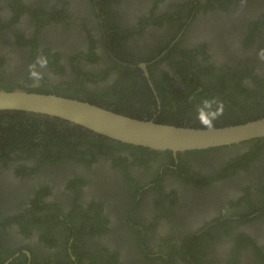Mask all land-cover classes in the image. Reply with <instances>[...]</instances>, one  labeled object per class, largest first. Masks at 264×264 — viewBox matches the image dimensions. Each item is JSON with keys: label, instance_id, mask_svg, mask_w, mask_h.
<instances>
[{"label": "flooded vegetation", "instance_id": "af4514ba", "mask_svg": "<svg viewBox=\"0 0 264 264\" xmlns=\"http://www.w3.org/2000/svg\"><path fill=\"white\" fill-rule=\"evenodd\" d=\"M262 48L264 0H0V90H107L131 66L244 122L264 117ZM85 132L0 148V264H264V138L170 155Z\"/></svg>", "mask_w": 264, "mask_h": 264}, {"label": "trees", "instance_id": "16d2710c", "mask_svg": "<svg viewBox=\"0 0 264 264\" xmlns=\"http://www.w3.org/2000/svg\"><path fill=\"white\" fill-rule=\"evenodd\" d=\"M121 70L122 74L117 83L107 90L89 93L81 92L79 91L81 89H77L79 87L76 84H67V89L62 87L56 89L57 95L74 99H80L82 97L81 100L83 101L134 119L154 120L159 124L204 129L197 120L196 105L205 98H214L210 95L209 90L202 89L194 96L185 95L175 90L169 84V79H166L162 83H159V85H155L156 83H154L157 98L147 87L141 69L123 66ZM29 92L51 94L50 90H44L43 88L32 89ZM254 96L256 98L262 97ZM225 104V106L238 111V108L235 106L236 104L228 100H225ZM158 105L161 108H158ZM227 111L224 109V113L220 118L229 114ZM241 114H244V112H241ZM259 115L250 114L246 116L247 120L244 122H233L230 120L225 122L217 119L216 123H218L217 121H221V123L216 124L214 122V125L216 128L239 125L261 118ZM183 117H187V121ZM226 118L230 119L231 116H226ZM61 125L63 127H60ZM77 129L86 131V136L89 135L88 138L91 136L93 139H96L97 134L58 118L26 112L0 111V148H4L6 153L10 148H16L18 146L42 147L46 151L49 145H56L61 147L66 154L73 149L76 150L78 147H81L80 144L82 143L83 136H77ZM98 137L102 138V136ZM16 138L23 140V144L16 146L13 141L20 142ZM259 140H262V138ZM6 141H12V143L7 142L6 144ZM137 149L146 152L151 151L141 147ZM0 153L3 152L0 151ZM153 153L156 152L153 151ZM167 153L171 155L170 152Z\"/></svg>", "mask_w": 264, "mask_h": 264}, {"label": "water", "instance_id": "95a60500", "mask_svg": "<svg viewBox=\"0 0 264 264\" xmlns=\"http://www.w3.org/2000/svg\"><path fill=\"white\" fill-rule=\"evenodd\" d=\"M142 68L146 72L145 65ZM0 111L58 118L111 141L173 154L230 147L264 138V117L207 130L134 119L81 99L26 90H0Z\"/></svg>", "mask_w": 264, "mask_h": 264}, {"label": "clouds", "instance_id": "9594fccd", "mask_svg": "<svg viewBox=\"0 0 264 264\" xmlns=\"http://www.w3.org/2000/svg\"><path fill=\"white\" fill-rule=\"evenodd\" d=\"M258 57L264 61V48L258 52ZM49 65V60L46 56H38L35 61L29 64V76L36 80L43 79V73L38 71V68H46ZM194 99V97H193ZM197 120L200 125L207 130L215 128L214 121L219 119L224 113V102L217 98H205L196 105Z\"/></svg>", "mask_w": 264, "mask_h": 264}]
</instances>
